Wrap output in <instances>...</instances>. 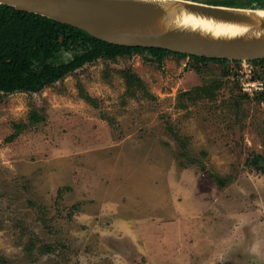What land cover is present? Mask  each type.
Here are the masks:
<instances>
[{
  "label": "rangeland",
  "instance_id": "374dc122",
  "mask_svg": "<svg viewBox=\"0 0 264 264\" xmlns=\"http://www.w3.org/2000/svg\"><path fill=\"white\" fill-rule=\"evenodd\" d=\"M171 52L0 91V264H264V57Z\"/></svg>",
  "mask_w": 264,
  "mask_h": 264
},
{
  "label": "trees",
  "instance_id": "16d2710c",
  "mask_svg": "<svg viewBox=\"0 0 264 264\" xmlns=\"http://www.w3.org/2000/svg\"><path fill=\"white\" fill-rule=\"evenodd\" d=\"M74 48L71 56H62L64 49ZM141 50L152 53L158 60L165 54L173 53L159 47L108 43L69 24L0 4V91L3 92L35 91L52 84L86 62L113 60L118 55ZM255 162L257 159L252 160L253 164ZM260 170L263 172L264 167ZM214 178L220 183V178Z\"/></svg>",
  "mask_w": 264,
  "mask_h": 264
},
{
  "label": "bare ground",
  "instance_id": "6f19581e",
  "mask_svg": "<svg viewBox=\"0 0 264 264\" xmlns=\"http://www.w3.org/2000/svg\"><path fill=\"white\" fill-rule=\"evenodd\" d=\"M122 12L95 22L116 40L160 39L196 50L264 49V11L224 8L188 0H112Z\"/></svg>",
  "mask_w": 264,
  "mask_h": 264
},
{
  "label": "water",
  "instance_id": "95a60500",
  "mask_svg": "<svg viewBox=\"0 0 264 264\" xmlns=\"http://www.w3.org/2000/svg\"><path fill=\"white\" fill-rule=\"evenodd\" d=\"M0 4L15 9L41 15L61 23L84 30L89 35L108 43L126 46L159 47L174 52L199 57L227 59H256L264 57V49L258 51H237L230 49L196 50L184 48L180 43L160 39L116 40L94 31L95 22L122 12L112 0H0ZM62 40V37H60Z\"/></svg>",
  "mask_w": 264,
  "mask_h": 264
},
{
  "label": "built area",
  "instance_id": "2783aa9c",
  "mask_svg": "<svg viewBox=\"0 0 264 264\" xmlns=\"http://www.w3.org/2000/svg\"><path fill=\"white\" fill-rule=\"evenodd\" d=\"M254 83H256V82L254 81ZM256 85H257V88H259V87H260V88H263V87H262V82H261V81H257V84H256Z\"/></svg>",
  "mask_w": 264,
  "mask_h": 264
}]
</instances>
